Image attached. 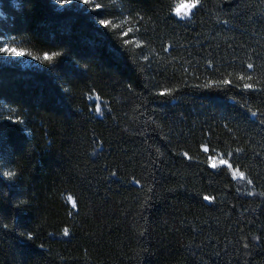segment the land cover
<instances>
[{"label":"trees","instance_id":"16d2710c","mask_svg":"<svg viewBox=\"0 0 264 264\" xmlns=\"http://www.w3.org/2000/svg\"><path fill=\"white\" fill-rule=\"evenodd\" d=\"M176 1L0 0V264H264V0Z\"/></svg>","mask_w":264,"mask_h":264},{"label":"snow or ice","instance_id":"6c2138e0","mask_svg":"<svg viewBox=\"0 0 264 264\" xmlns=\"http://www.w3.org/2000/svg\"><path fill=\"white\" fill-rule=\"evenodd\" d=\"M57 2H58L59 4H61V5H64V4H67V3L69 2V0H57ZM80 2L83 3V4H85V5L92 4L94 10H101V8H102V6H101L100 4H94V3H93V0H80ZM198 7H200V0H192V3H191V5H190V9L187 11L186 15H188V14L191 13V12H194ZM178 15H180V13H178ZM184 15H185V13H183V16H184ZM99 23H100V25H101L102 27H104V28L107 29V28L110 26L111 21L106 20V19H101V20L99 21ZM130 31H131V30H129V32H130ZM129 32H125V33H124V36L127 37V36L129 35ZM0 52H3V53H5V54H9V55H12V56H15V57H23V56H26V55H30V53H26V52L23 51V50H18V49H15V48H9V47H4V48L0 49ZM56 55H59V54H56ZM33 59H35V57H33ZM54 59H55V56H53V55L45 54V56H44V60H45V61H52V60H54ZM253 67H254V66H253L251 63L248 64V68H249V69H251V68H253ZM241 79H243V77H241ZM248 79L251 80L252 77L249 76ZM224 83H225V84H228V83H230V82H229V81H225ZM244 89H245V90H254V89H253V85L250 84V83H246V84L244 85ZM159 95H160L161 97H164V96L170 95V92H168V91H162V92L159 93ZM97 111H99V109H97ZM252 115L255 117V116H257V113H256V112H252ZM261 123H264V120H261ZM203 151H204L205 153H207V152H209L210 150H209V148H208L207 146H204V147H203ZM184 156H185L186 159L191 160V157L188 155V153H184ZM208 163H209V166H210L211 168H213V169H216L217 166H218V164H219V165H224V166H226V167L229 168V169H233V167H234L233 164L230 163L228 160H226V159H219V160H217V159L214 158V157H209ZM232 174H233L234 177H237V176H238V177L241 178V179L244 178V177H243V174L240 173L239 170H233V173H232ZM5 175L7 176V175H9V174H8V173H5ZM112 175L115 176L116 173H112ZM137 183H138V181H137ZM69 199H71V198H69ZM203 199H204L205 201H207V202H211V198H210L209 196H207V195L204 196ZM73 207H74V208L76 207V204H75V203H73ZM5 227H7V226L5 225ZM64 235H65V236H68V235H69V232H68L67 229L64 230ZM28 238L31 239V237H28ZM245 247H247V245H245Z\"/></svg>","mask_w":264,"mask_h":264},{"label":"rangeland","instance_id":"374dc122","mask_svg":"<svg viewBox=\"0 0 264 264\" xmlns=\"http://www.w3.org/2000/svg\"><path fill=\"white\" fill-rule=\"evenodd\" d=\"M183 2H188V0H183ZM180 3H181V0H178V1H176L175 3H174V5H173V9H172V15L176 18V19H178V20H186V19H188V18H190V16H191V14H192V12L191 13H189L188 15H187V17H184L183 16V12H180V15H178L177 14V10L179 9V7H180ZM56 4V3H55ZM56 6L58 7V8H82L83 6H85V4H83V3H81L80 2V0H71V1H69L67 4H64V5H61V4H59V3H57L56 4ZM182 17H184V18H182ZM4 47H9V48H15V49H18V48H16L14 45H12V44H10V43H7ZM3 47V48H4ZM19 50V49H18ZM2 55H3V60H5L6 62H8V63H12V64H16V65H19V66H21V67H39L40 65H41V63H43L45 60H44V56L43 57H40V58H35V59H33V57H31V56H29V55H26V56H23V57H15V56H12V55H9V54H5V53H3L2 52ZM88 101H89V103L90 104H92V106H93V109H94V111L96 112V113H99L101 110H102V107H103V105H102V103L100 102V100L99 99H97L96 97H89V99H88ZM97 109H99V111H97ZM202 150H203V148H202ZM209 157H214V158H216L217 160H219V159H225V158H223V156H221V155H219V154H211V155H208V160H209ZM210 167V166H209ZM220 167H225V168H227L226 166H224V165H219L218 164V166H217V168H220ZM211 168V167H210ZM211 169H213V168H211ZM229 171H230V174H231V176H232V178L234 179V180H244V178L243 179H241V178H239L238 176L237 177H234L233 176V170L234 169H229V168H227ZM243 177H244V175H243ZM69 198H71L70 196H67V197H65V201L68 203V205L72 208V209H74V207H73V203H74V201H73V199L71 198V199H69Z\"/></svg>","mask_w":264,"mask_h":264},{"label":"clouds","instance_id":"9594fccd","mask_svg":"<svg viewBox=\"0 0 264 264\" xmlns=\"http://www.w3.org/2000/svg\"><path fill=\"white\" fill-rule=\"evenodd\" d=\"M11 2H12V7L14 8V10L18 11L21 9L23 0H11ZM191 3H192V0H188V2H186V3L183 2V0H181L180 7L177 10V14L180 12H183V13H185L184 17H187L186 13L190 9ZM0 12L3 13L2 10H0ZM3 15H4V17H6V13H3ZM184 17H182V18H184ZM3 20L4 19L0 18V23H2Z\"/></svg>","mask_w":264,"mask_h":264}]
</instances>
